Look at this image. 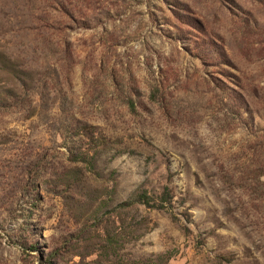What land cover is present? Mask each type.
Listing matches in <instances>:
<instances>
[{
  "label": "rangeland",
  "instance_id": "1",
  "mask_svg": "<svg viewBox=\"0 0 264 264\" xmlns=\"http://www.w3.org/2000/svg\"><path fill=\"white\" fill-rule=\"evenodd\" d=\"M0 264H264V0H0Z\"/></svg>",
  "mask_w": 264,
  "mask_h": 264
},
{
  "label": "trees",
  "instance_id": "2",
  "mask_svg": "<svg viewBox=\"0 0 264 264\" xmlns=\"http://www.w3.org/2000/svg\"><path fill=\"white\" fill-rule=\"evenodd\" d=\"M167 201V194L164 193L159 200V204H155L154 200L150 198L146 192H141L136 194L128 203V205H138L143 206L144 208H152V209H163L162 203Z\"/></svg>",
  "mask_w": 264,
  "mask_h": 264
}]
</instances>
